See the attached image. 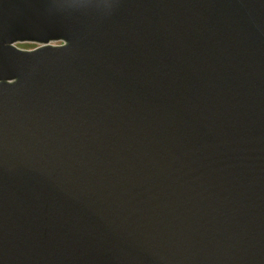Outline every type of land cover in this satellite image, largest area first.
<instances>
[{
  "label": "water",
  "instance_id": "1",
  "mask_svg": "<svg viewBox=\"0 0 264 264\" xmlns=\"http://www.w3.org/2000/svg\"><path fill=\"white\" fill-rule=\"evenodd\" d=\"M0 264H264V0H0Z\"/></svg>",
  "mask_w": 264,
  "mask_h": 264
},
{
  "label": "rangeland",
  "instance_id": "2",
  "mask_svg": "<svg viewBox=\"0 0 264 264\" xmlns=\"http://www.w3.org/2000/svg\"><path fill=\"white\" fill-rule=\"evenodd\" d=\"M19 46H24V47H32L33 44H36V42H30V41H20L17 42Z\"/></svg>",
  "mask_w": 264,
  "mask_h": 264
},
{
  "label": "flooded vegetation",
  "instance_id": "3",
  "mask_svg": "<svg viewBox=\"0 0 264 264\" xmlns=\"http://www.w3.org/2000/svg\"><path fill=\"white\" fill-rule=\"evenodd\" d=\"M34 45V44H33Z\"/></svg>",
  "mask_w": 264,
  "mask_h": 264
}]
</instances>
